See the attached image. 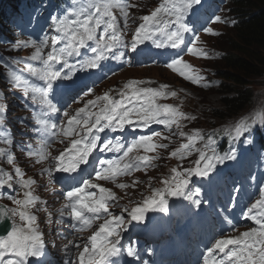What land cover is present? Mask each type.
<instances>
[{"label":"snow or ice","instance_id":"obj_1","mask_svg":"<svg viewBox=\"0 0 264 264\" xmlns=\"http://www.w3.org/2000/svg\"><path fill=\"white\" fill-rule=\"evenodd\" d=\"M203 4L204 0H159L148 14L138 17L136 24L137 18L130 10L140 7L138 0H71L67 8L50 15L46 34L18 42L17 47L32 50L25 60L9 62L0 58V65L6 70L0 77L8 92H19L25 108L29 101L35 106L31 113L32 130L39 134L40 143L27 155L35 157V163L46 165L41 173L47 175L49 184H61V190L55 194L62 198L63 204L57 210L59 218L55 223L66 224L77 233H90L80 243L68 240L63 245L64 254L69 257L64 264H121L125 255L138 258L136 247L122 242L130 226L145 225L149 212L168 213L172 197L187 201L194 208L210 203L200 198L201 188L193 189L192 181L198 178L200 183L211 186L221 178L222 169L218 166L238 160L234 146L218 151L214 133L182 130V122L196 117L181 111L178 105L161 102L177 96L166 84L151 87L145 85L152 81L131 79L119 89L101 95L85 85L86 90L68 96L72 104L79 105L74 109L67 101L61 103L62 97L57 98L72 90L78 72L98 69L108 59L121 60L127 52L139 53L149 41L156 49L174 50L164 65L167 69L193 84L210 87L209 83H202L204 76L181 55L210 58L199 33L212 36L219 33L211 27L197 28V13ZM211 22L227 23L218 15ZM131 25H135L134 31L125 40ZM77 57L82 58L70 62ZM19 63L24 64L22 70L15 67ZM54 119H61V123L58 125ZM154 124L168 130L175 127L177 132L173 135L182 138L168 158L185 161L193 152L196 156L189 167L180 164L172 167L169 176L160 181L162 187L149 184V194L139 201L130 200L131 207L120 205L116 193L101 182L125 190L135 187L138 181L129 185L118 182L119 178L155 166L154 162L161 159L158 150L169 148L171 136L162 131L134 135L131 139L124 135L129 129L143 130ZM256 125L264 126V105L234 121L224 133L237 141L245 134L252 136L256 131H264L255 128ZM109 133L111 138H107ZM164 140L169 143L158 142ZM244 142L252 143L247 139ZM53 143L64 147L53 153L50 151ZM0 144L5 145L0 147V158L11 166V171L0 167V188L20 189L16 195L7 196L14 207L0 206V226H5L0 233V264H52L37 215L46 211V202L35 194L36 181L25 178V172L16 164L12 151L15 141L7 128L6 97L0 101ZM97 152L119 155L104 159L94 155ZM92 161L96 166L84 178ZM240 190L233 182L231 191L238 195ZM233 198L230 193L229 199ZM113 208H119V214ZM48 215L51 217L52 213ZM240 215L254 226L238 231L223 209L216 213L221 225L232 227L238 234L225 233L221 227L205 245L200 264H264V184L259 186L258 197Z\"/></svg>","mask_w":264,"mask_h":264},{"label":"trees","instance_id":"obj_2","mask_svg":"<svg viewBox=\"0 0 264 264\" xmlns=\"http://www.w3.org/2000/svg\"><path fill=\"white\" fill-rule=\"evenodd\" d=\"M234 7L243 18L227 43L228 55L220 74L224 82L218 90L224 94L220 102L229 115L245 110L250 101L245 86L254 76L264 74V0H234Z\"/></svg>","mask_w":264,"mask_h":264},{"label":"rangeland","instance_id":"obj_3","mask_svg":"<svg viewBox=\"0 0 264 264\" xmlns=\"http://www.w3.org/2000/svg\"><path fill=\"white\" fill-rule=\"evenodd\" d=\"M242 11H244V12H246L245 10H242ZM229 30H227L226 31V33L228 32ZM233 38H232V35L229 33L228 34V39L225 41V45L227 46V43L229 42V41H231ZM211 42V44H213V40L212 41H210ZM215 45V44H214ZM216 46V45H215ZM221 46V45H220ZM6 48V51L7 52H11V48L10 47H8V46H6L5 47ZM208 64H210V63H208ZM216 69H217V67H222V65L220 64V63H216ZM218 70V69H217ZM258 87H254V89H257ZM214 91V89H212V90H209V91H201V92H199V93H197L196 92V94H195V99H194V101H193V105L194 106H198L199 104H200V106L202 107L203 105H208V104H210V105H212L213 103H215L216 102V100H218L219 99V95L218 94H220V96H223L224 94H222V92H219V93H215V92H213ZM132 195L133 196H135L136 198L138 197H140V194H139V190H133L132 191Z\"/></svg>","mask_w":264,"mask_h":264},{"label":"bare ground","instance_id":"obj_4","mask_svg":"<svg viewBox=\"0 0 264 264\" xmlns=\"http://www.w3.org/2000/svg\"><path fill=\"white\" fill-rule=\"evenodd\" d=\"M128 191H129V189H126V190H125V194H129ZM132 196H133V195H132ZM133 198L138 199V197L136 198L135 196H133Z\"/></svg>","mask_w":264,"mask_h":264}]
</instances>
